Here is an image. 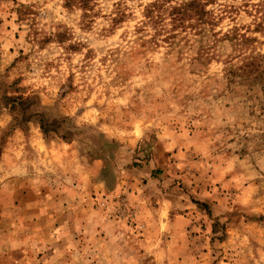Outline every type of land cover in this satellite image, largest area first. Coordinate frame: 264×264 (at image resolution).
<instances>
[{"label":"rangeland","instance_id":"obj_1","mask_svg":"<svg viewBox=\"0 0 264 264\" xmlns=\"http://www.w3.org/2000/svg\"><path fill=\"white\" fill-rule=\"evenodd\" d=\"M94 1L0 0V264H264V92L229 74L263 0L171 40Z\"/></svg>","mask_w":264,"mask_h":264},{"label":"trees","instance_id":"obj_2","mask_svg":"<svg viewBox=\"0 0 264 264\" xmlns=\"http://www.w3.org/2000/svg\"><path fill=\"white\" fill-rule=\"evenodd\" d=\"M216 4V0H187L182 2L179 0H151V3L146 5L144 9L141 30L145 31L146 28L153 30L155 34L151 36L154 39L164 34H167L165 35L166 40L175 39V35L179 32L186 34L191 32L190 34L193 35L204 36L212 33L223 19L224 11L220 10V13L217 14L214 10L208 9ZM66 7L69 9L78 7L84 12L85 22H91V15L95 11L96 4L94 0H66ZM254 7L258 13L262 12L260 5L254 4ZM114 16L112 19L114 24H118L126 18V13L122 10L121 4L117 5ZM259 28L264 30V22L259 25ZM238 36L237 38L241 42L249 40L245 35L240 34ZM226 37L229 38V34ZM258 57L246 59L240 67L232 68L229 74L251 88L259 85L264 92V69L262 67L264 62ZM10 105L13 112H25L28 108L25 107L24 102L14 101ZM40 124L43 133L46 135L49 131L46 123L41 121Z\"/></svg>","mask_w":264,"mask_h":264},{"label":"crops","instance_id":"obj_3","mask_svg":"<svg viewBox=\"0 0 264 264\" xmlns=\"http://www.w3.org/2000/svg\"><path fill=\"white\" fill-rule=\"evenodd\" d=\"M146 207H147V206H145V207H144V206H141L140 209H141V210H143V209H148V208H146ZM144 223H145L146 225H147V224H150V222H148L147 220H145ZM144 223L141 222V224H144ZM112 236H113V234H109L107 237H105V238L102 237V238L105 239V241H106V239H110ZM108 237H109V238H108ZM126 242H128V240H126Z\"/></svg>","mask_w":264,"mask_h":264}]
</instances>
